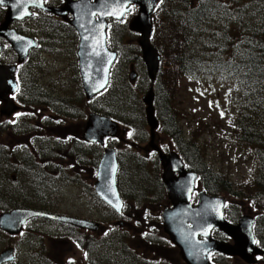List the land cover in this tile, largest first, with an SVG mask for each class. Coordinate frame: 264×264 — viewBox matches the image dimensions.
<instances>
[{"label":"rangeland","instance_id":"rangeland-1","mask_svg":"<svg viewBox=\"0 0 264 264\" xmlns=\"http://www.w3.org/2000/svg\"><path fill=\"white\" fill-rule=\"evenodd\" d=\"M224 1L227 3L233 1L231 4L238 7L246 6V11H243L242 15L241 32H244L247 26L250 29L264 28V0ZM167 6L165 9L169 13L175 8V2L168 0ZM159 9L151 18L152 35L156 30L153 44L151 43L154 49L159 47L160 38L157 33L160 32L159 27L166 17L165 13ZM131 19L124 20L108 32V37L111 39L109 48L118 53L119 62L112 70L110 88L106 95H101L87 105L78 75L76 44L73 45L75 39L65 26L56 23L42 29L38 36L42 40V49L33 51L29 61L21 70L23 93L14 103L8 104L2 101L0 105V110L1 108L4 110L7 106V108L13 106V111L15 109L14 113H11L12 117L11 115L5 117V112L0 111V147L8 153L5 156L8 158L6 175L3 173V169L6 168L5 157L0 158V188L6 186L4 190L0 189V197L7 196L8 210L18 208L43 211L88 221L95 220L96 223H102L104 228L109 225L115 228L113 231L106 229L105 241L99 246L102 239L98 240V234H94L95 243L90 246L92 247L90 256H86L67 237H64L63 226L41 220L32 221L26 226L25 231L23 230L22 235L9 237L0 233V253L11 248L14 256L12 264H39L41 255L45 256L46 261H50L51 264H89L92 256L98 261L103 257L101 263L93 261L94 264H129L124 256L135 253L148 264H161L160 258L163 259L162 262H168L164 264H179L178 250H171L172 248L168 247L158 234L157 222L168 201L166 200L165 204L163 202L162 207L159 208L152 200L153 193H150L146 201L147 205L137 204L139 191H145L149 186L153 188L150 191H155L154 183L152 182L151 185L150 179L143 174L152 173L151 178H160L162 169L160 164L154 163L155 157L148 153L150 135L141 100L148 92L150 84L138 46L140 38L128 30V22ZM233 24L235 23L229 24V33L232 32V34L238 31ZM202 25L204 33L200 39H197L196 49L198 51L200 48L203 51L202 56L206 58L205 53L211 52L207 50V44L213 45L212 53L218 50L216 46L221 43L220 30L223 29L224 21L218 18L204 19ZM57 29L60 34L69 38L70 46L59 45L54 37ZM242 36L243 41L246 35L242 34ZM10 53L11 55L2 59L6 62L5 65H14L16 61L12 57L14 53L11 51ZM130 68L137 76L134 84H131L128 79ZM163 69H165L164 65ZM197 79L195 82H189L180 78L174 87L173 102L168 107L170 109L172 106L175 110L181 141L196 142L200 148V160L203 161L204 167L219 177L221 182L230 184L231 194L223 192L216 197L231 202V207L236 208V216L239 220L247 218L248 215L264 213L262 195L256 199L255 204L250 201L253 193L258 191L255 189V182L261 177L260 169L264 150H258L264 148L258 144L262 142L258 136L251 135V142L242 143V134L234 129L235 118L240 111L243 96V87H241L243 82H237L232 78L221 79L217 76H207V74H199ZM164 84H166L165 89H168V81ZM256 109H260L258 104L247 103L243 113L250 117L252 110ZM94 111L100 114H111L121 126L117 139L114 140V147L118 151L122 165L118 176L119 191L123 201L129 205V208L124 209L123 214L130 211L139 213L143 209H148L151 211L152 218L147 222V226L154 234L142 233L139 230L140 225H135L134 217L127 221L124 217L118 219L114 212L106 209L91 194L93 183L90 184V182H93V179L87 176L84 166H79L76 161L69 159V157L79 156V151H87L86 155H90V152L98 153L96 148L81 149V145L70 146L72 142L79 144V136L81 130H84L87 116ZM63 116L65 120L62 119ZM20 119L24 120L25 128L23 129L19 126ZM6 123L16 125L11 127ZM43 124L41 132L46 135L41 142L34 145L31 142L32 137H29L32 133L38 134L39 127ZM158 134L161 137L165 136L160 130ZM172 144L174 143L170 140L163 143L164 151L171 152ZM31 145L40 151L41 158L37 161L35 170L34 167L31 168L32 170H26L22 157L25 151L30 152ZM52 150L54 153L50 154ZM32 151L34 153L33 149ZM101 152L100 150V157ZM66 174L70 177L69 179H66ZM140 176L143 177L140 178ZM141 181L144 182V186ZM236 192L241 195L233 196ZM118 222L122 225H133L134 228L120 229L116 225ZM261 226L264 228V223ZM155 228H157L156 231ZM262 228L258 229V233L264 241ZM251 233L253 236V231ZM149 238L157 243L161 241V244L148 243ZM40 247L43 249L40 250ZM160 247L168 251L165 257L160 253H158L159 257L156 255ZM38 249L40 252L36 256ZM181 264H184L182 260Z\"/></svg>","mask_w":264,"mask_h":264},{"label":"water","instance_id":"water-1","mask_svg":"<svg viewBox=\"0 0 264 264\" xmlns=\"http://www.w3.org/2000/svg\"><path fill=\"white\" fill-rule=\"evenodd\" d=\"M22 1L27 2L25 5L27 10L31 0L4 2V6L8 8L6 20L9 21L10 17L18 18L16 13L21 14ZM64 1L65 5L61 9L45 8L41 0H37V4L47 14L57 17H65L67 14L73 16L70 26L76 30L80 39L77 50L78 70L87 101L94 99L108 87L110 70L117 58V54L110 52L106 46L107 20L122 21L130 13V6L138 8V14L130 22L128 29L140 37L138 46L151 83V87L141 101L145 106V120L149 128V148L158 152L153 142L158 122L154 115L152 84L158 72L160 56L149 41L152 28L151 15L158 0ZM23 15L30 16L28 13ZM0 37L11 46L20 64L27 59L29 51L37 47L33 39L7 31L4 26L0 30ZM135 78L136 75L130 68V83H133ZM16 87L14 68L0 67V100H5L7 95H12ZM7 107L1 112L10 115L13 109ZM117 133L116 123L107 117L92 113L87 116L83 139L88 143L103 145L104 140L115 138ZM159 162L162 168L161 182L170 204L160 213L162 231L171 244L177 248L184 264H210L208 257L211 253L239 257L246 264H254L252 258L262 256L263 253L255 248L251 233L253 224L251 219L239 220L236 226L226 223L222 216L225 200L211 198L203 192L197 195V205L192 207L190 200L195 191L196 175L184 170L181 160L175 153L159 154ZM116 170L115 153L112 150H106L97 168L94 191L104 204L115 213L121 214L122 203L116 188ZM35 219H43L91 232L99 229L98 224L90 221L18 209L0 214V231L9 236L18 235L26 222ZM213 229L230 238L233 245L211 241L209 232ZM198 237L203 239L199 240ZM247 253L251 255L247 256ZM11 262H13V250L8 248L0 253V264Z\"/></svg>","mask_w":264,"mask_h":264},{"label":"trees","instance_id":"trees-1","mask_svg":"<svg viewBox=\"0 0 264 264\" xmlns=\"http://www.w3.org/2000/svg\"><path fill=\"white\" fill-rule=\"evenodd\" d=\"M161 1L162 4L159 8L165 13L166 17L162 20L161 27H159L160 32L157 33L160 40L158 41L159 47L155 50L160 56L161 61L154 83V108L157 111V116L160 121L159 130L174 143L173 150L175 149L181 157L186 171L197 175V184H199L201 190L214 197L220 196L223 192L229 194L230 184L221 182L219 177L213 175L210 170L204 167L203 161L200 160V148L197 146V143H183L181 141V134L177 128L175 110L172 106L170 109L168 107H170L173 102L175 94L174 87L180 78L181 80L184 79L189 82H195V80H198L197 77L199 74H207V76H217L221 79L232 78L237 82L242 81L243 84L240 83L241 87H243V96L240 103V111L235 118L236 125H234V129L242 134V143L251 142V135H255L258 136L262 142L258 145L264 148V28L262 30L256 27L250 29V27L247 26L244 32H241L242 15L243 11H246V6L242 5L238 7L232 5L231 3H233V1L227 3L224 0H169L170 2H175V8L169 11V13H167L165 9L168 7V0ZM214 18L224 21L223 29L220 30L221 43L216 46L218 49L216 53H212L214 49L213 45L207 44L206 48L211 52L205 53L207 56L205 58L202 56L203 51L200 48L198 51L196 49L197 39H200L204 33L202 21L204 19L211 20ZM231 22L235 23L233 25H236L238 30L235 31L234 34H232V32L229 33V24ZM242 34L246 35L243 41ZM155 36L156 30L150 39L152 44ZM207 41L210 43L209 39H207ZM163 65L165 69H163ZM166 81H168V89H165L166 84L164 83ZM79 92L80 95H82L80 90ZM247 103L258 104L260 109L252 110V115L250 117L244 115L245 112L243 113V111L247 108ZM254 114H258V116H254ZM103 115L110 119H114L109 113ZM62 119L65 120V117L63 116ZM43 126L44 124L42 127H39L38 134L35 135L32 133L29 137H32L31 142L34 145L41 142L46 135L41 132ZM20 127L21 129L25 128V124ZM254 142L256 143V141ZM30 147V152L25 151L23 154L22 161L25 164L26 170L32 167H34L35 170L38 165L37 161L41 158V153L32 145ZM263 150L264 149H259L258 151ZM52 153H54L53 150L50 154ZM7 154V150L0 147V155H3L0 156V158L7 156ZM84 158L88 157L84 156ZM7 159L8 158L5 157L4 163L6 168L3 169L5 175L7 174L8 167ZM261 161V169L263 170L260 169L261 177L255 182V189L258 191H255L251 197L250 201L253 203H255L256 199L261 195L264 199V158H262ZM88 164L90 166L93 165L91 159ZM15 169L19 170L17 167H15ZM156 169L158 170L159 168ZM143 175L150 179L151 185L152 182L154 183L155 191H150V189H153L150 186L145 189V191H139L137 204L147 205L146 201L148 196L150 193H153L152 200L161 208L163 202L164 204L166 203V198L165 189L160 178H151L153 176L152 173H145ZM141 177L143 176H140V178ZM69 178L70 177L66 174V179ZM141 183L144 186V182L141 181ZM0 189L4 190L5 188ZM156 189H158V191ZM238 195L240 196L241 193L236 192L233 194V196ZM193 200H195V198ZM4 201H6V203ZM7 202V196L3 195L0 197V214L9 211V208L6 207L8 206ZM106 209L108 208L106 207ZM64 228V237H67L78 249L90 252L92 248L90 246L94 245V238H96L93 233L69 227ZM105 235L106 233L103 237L101 236L102 240L98 246L105 241ZM215 236L218 239V235ZM147 242L151 244L157 243L150 238ZM138 255L139 254L136 253L134 255L128 254L126 257L124 256V259L129 261V264H148L143 262ZM41 257L43 261H40L39 264H51L50 261H46L45 256L41 255ZM102 259L103 257L98 261L97 258L92 256L90 257L89 264H94L93 261L101 263ZM164 263L168 262H163V264Z\"/></svg>","mask_w":264,"mask_h":264},{"label":"flooded vegetation","instance_id":"flooded-vegetation-1","mask_svg":"<svg viewBox=\"0 0 264 264\" xmlns=\"http://www.w3.org/2000/svg\"><path fill=\"white\" fill-rule=\"evenodd\" d=\"M8 1L9 0H4V2H8ZM41 1L43 2V5L45 7L53 8V9L62 8L65 4V2L63 0H41ZM71 1L75 2L77 0H71ZM4 2H3V4L0 3V30L4 26L7 31L14 32V33L21 35V36L31 37V38L35 39L37 41V43L39 44L38 50H41L43 47L42 46V40L38 36L40 35V32L42 31V29L47 28L45 26H47L49 24L60 23L63 26H65L66 29H68L72 33L73 38L75 39V43L73 45L76 44V50H77L78 36H77L76 32L73 30V28L69 25V23L72 21V16L70 14H67L64 18L55 17L53 15L45 14L38 7L36 0H34V2H29L31 4L27 7V10H26L25 5L27 4V2L22 1V3H21V11L22 12H21L20 16L17 19L15 17H10V19L8 21V20H6L8 10L5 8ZM27 13L30 14L29 17H26L25 15H23V14H27ZM117 26H118L117 22L110 21L108 23V31H110L111 29H113L114 27H117ZM56 31L57 32L55 33L54 37L57 39L59 45L60 46H70L69 38L63 34H60L58 32L59 29H57ZM108 31H107V33H108ZM109 40H111V39H109ZM0 48H2V50L0 51V66H11V65H5L6 62H4L2 60L4 58H7L8 55H11V53H10L11 50H10V47L7 45L6 41L1 37H0ZM12 57L15 60L17 59L15 54H12ZM76 60H77V57H76ZM12 66H14V65H12ZM22 68L23 67L19 68L20 72H21ZM17 76H18V71L16 70V77ZM22 93H23V90L21 91L19 96ZM156 118L160 124V121H159L157 116H156ZM19 121H18L19 126L23 125L24 120H19ZM6 124H7V126H10L9 123H6ZM119 126H120V124H119ZM119 128H121V126ZM5 129H7V128H5ZM82 132L83 131L81 130V134H82ZM158 132L159 131L157 130V132L155 134V141L154 142H155L156 146L159 148L160 152L164 153L163 152L164 150L162 148V144L167 142V140H165L167 138H166V136L161 137L160 134H158ZM160 138H162V142H160ZM108 143H109L110 147L116 149L114 147V141L108 142ZM70 146H74V144H71ZM148 153L150 154V151H148ZM90 155L91 156L89 157V159H91L94 156L92 153H90ZM66 157H68V156H66ZM77 157H69V159L74 161L75 158H77ZM156 158H157V155H156ZM92 164H93L92 166H90V165L84 166L85 171L87 172V176L89 178L91 177L93 179V182H90V184H92V183L94 184L95 179H96L95 174H94L95 173V166H94V163H92ZM70 165H72V164H70ZM67 170H69V169H67ZM70 171L71 170H69V172ZM92 187H93V185H92ZM2 188H6V186L2 187ZM91 194L95 197L93 188H92ZM4 200H6V199H4ZM226 202L229 203V201H227V200H226ZM123 203L126 204L125 202H123ZM230 204H232V203L230 202ZM125 208H127L126 205H125ZM131 209H133V208H131ZM127 213L124 214V219L126 221L128 219H131V217H134L136 219L135 225H140L139 230H141L142 233L145 232L146 235L147 234L148 235L154 234L153 232H150V228L147 226V222L152 218L151 211L143 210L139 213H132V211H130V213H128V214ZM132 215H134V216H132ZM223 217H224V220L226 222H229L231 225H236L237 221L239 220V217L236 216V212L231 208V206H227V205H225V208L223 209ZM247 218L253 219L252 231H253V237L255 240V246L257 248H259L263 253V255L261 257H253L252 261L254 262V264H264V241H263V238L258 233V229H261L262 228L261 224L264 223V213H258V214L253 215V216L248 215ZM158 221L160 222V220H158ZM159 222H157L158 234L161 236V238H164L168 242L165 234L162 231L161 222L160 223ZM97 223L100 225V229L97 233H94V234H98L99 239L101 238V236L103 237V234L106 232L107 228H108L107 230H110V231L115 230V228L114 229L111 228L110 225H109V227L104 228L102 226V223H99V222H97ZM125 223H127V222H125ZM119 228L120 229H126V228L132 229L134 227H133V225H131V226L123 225L122 227H119ZM157 228H155V231ZM262 229H264V228H262ZM89 233H91V232H89ZM215 234L218 235L219 242H222L224 244H230V245L232 244V241L229 238L221 236L218 231L212 230V232L210 233L211 236L215 235ZM158 243L161 244V241ZM39 249L42 250V247H40ZM39 249L36 252V256L38 255V253L40 251ZM165 249L170 250L169 248H165ZM78 250H80V249H78ZM157 250H158V252H156L157 256H158V253H160L161 256L165 257L168 253V251H164V248H162V247H160V249H157ZM171 250L175 251L174 248H172ZM81 252L86 256L89 255V251L87 252L86 250L85 251L81 250ZM249 255H251V254L247 253V256H249ZM162 260L163 259L160 258V262H162ZM40 261H43V258L41 256H40ZM177 261L179 264H181V258L178 257ZM211 261H212V264H222V262H223V264H226L228 262H231V264L232 263H234V264H246L239 257H228V256H223L221 254L211 256ZM162 264H163V262H162Z\"/></svg>","mask_w":264,"mask_h":264},{"label":"snow or ice","instance_id":"snow-or-ice-1","mask_svg":"<svg viewBox=\"0 0 264 264\" xmlns=\"http://www.w3.org/2000/svg\"><path fill=\"white\" fill-rule=\"evenodd\" d=\"M4 2V0H0V3H3ZM222 115H223V113H222Z\"/></svg>","mask_w":264,"mask_h":264}]
</instances>
